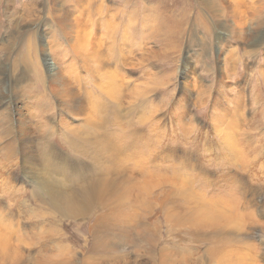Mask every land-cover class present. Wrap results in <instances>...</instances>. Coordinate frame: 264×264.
Returning a JSON list of instances; mask_svg holds the SVG:
<instances>
[{
	"label": "rangeland",
	"instance_id": "374dc122",
	"mask_svg": "<svg viewBox=\"0 0 264 264\" xmlns=\"http://www.w3.org/2000/svg\"><path fill=\"white\" fill-rule=\"evenodd\" d=\"M12 1H15L14 14L11 18L14 20V23L9 26L7 23L9 18H3L6 23H4L2 34L5 32V27H14V32H16L19 27H21L22 30H25V32L29 28H39V23L37 22L48 25L46 27L48 32L51 29L50 26L57 28L56 22L51 19L49 20L48 17V9L53 6V0ZM68 1L69 3L66 7L64 6L66 11L68 10L67 13L73 16H81L80 13H76V10L80 8L79 1V4L77 3V0ZM87 1L90 2V6H93H89L87 10H90L91 12L87 14L86 17L78 16V19H81V21L83 20L82 22L86 21L88 29L93 28L95 32L101 31V35H105L103 36V42L106 43V46L101 54L102 58L105 59L108 57L111 59L112 68H116L120 72L117 73L126 76V82L128 83V90H130V92L136 85L142 87V84H145V86L148 87L146 88V91H148L143 94V96L141 95L142 98H146V100L139 98L140 96H136L137 98L134 97V99H136L137 103H134L135 100L129 96L130 94L128 95V98L125 99L126 102L124 101L123 103V109L127 110L128 113H126L127 117L125 115L123 121L117 118V114L124 111L122 110L121 105L118 104V106L113 102L114 105H112L110 102L108 104L110 107L108 108L107 106L103 114L99 115L100 118V116L108 113V121H106L102 133H105L107 138H114L115 136L123 142L122 154L124 153L128 156L125 167L130 169V171H132L131 173L135 171L133 175L134 177H137L138 180H144L151 175L154 177L164 176L171 178L173 176L176 178V172L179 173L177 178L180 179L190 175L196 184L194 185V190H202L205 199H222L221 201H231L232 198V201L234 200L233 202L236 206L235 212L237 214H247L248 212H251L256 222L252 223L251 226V238L256 247L255 258L258 260L257 264H264V138L262 140V147L255 144L257 143V140L259 141L258 132H261L264 135V120L260 115L257 117L254 115L255 111L258 112L264 108L262 103L256 105V101H264V84H262L263 86L260 85V90H262V92L259 91L260 83H258L259 75L256 73L257 71L254 73L251 72L252 75L250 74L249 82L246 87H238L237 85L239 84V81H236V83L234 82L235 84L232 83L233 81H227V86L224 84L226 89L222 88L221 84L217 85V81L221 80L224 75L226 66L223 65L225 63L221 62V60L218 61L217 59L219 58V49L217 43H215L214 49L209 56L215 63L214 70L210 73L204 71L205 69L202 64H206L204 61L206 55L203 54L199 43L201 38L206 36V32L200 28H198V31L196 30V32H198L197 35H194L191 38L192 41H196L195 43L188 39V36H184L180 45L181 52L179 54L176 53V55H171L172 53H170V51L165 50L166 44H164L160 36L156 34L154 26L159 23V20L166 19L170 10L176 8L183 9L186 12L195 15L196 10L202 3L200 0ZM165 6L168 7V10L166 11L163 10ZM35 9L37 12L34 11ZM97 9H101L103 15L95 16L94 13L97 12ZM3 10L4 7L1 6L0 12L4 15ZM34 14L36 17L33 16ZM88 15H90V17ZM96 17L99 18L97 19ZM109 18L114 20L120 27L114 41H107V32L104 31L107 29L105 28L107 26L105 22H108ZM30 19L33 20L31 25L28 23ZM103 23L105 24L103 25ZM220 28L221 27L218 29ZM58 32L59 33L56 34L58 35L57 38L60 39L63 46L66 45L63 38L65 35L61 34V30ZM222 32L227 34L223 29ZM9 37V34H5L1 40L8 39ZM140 39L142 43L140 42ZM1 43L3 44L2 41ZM142 46L144 47L142 48ZM232 46H234L233 49H241L240 46L235 43H233ZM119 47L121 48L119 49ZM109 48H112V50L109 51ZM148 48H151L152 51L150 49L147 50ZM261 50L264 52L263 46ZM14 51L15 53L10 56L8 63L13 65L12 61L15 60V65L17 67H14L13 77L16 79L22 77L23 71L18 67L20 63L17 59H19L20 53L23 51V53H25V50H23L21 44H19ZM155 51L156 55L153 54ZM137 56L138 58L136 59ZM68 57L69 59L66 61V65L71 58V61L79 60L78 58L73 59L74 56L72 55H69ZM59 58L62 61L61 57H55L56 62L54 61L53 71H59L64 76L66 75L65 77L68 80L70 79L69 82L73 85L74 90L78 93L81 99L89 101L88 94L77 82V76L79 77V74L84 75L85 84H88L90 88H94L92 82L94 77L88 72L86 67L83 68L79 63L77 66L78 74L73 77L66 66L63 69V63L65 64L64 61L63 63L60 60V62L58 61L60 64L62 63V68H60V64L57 62ZM247 60H245L244 63H247ZM249 60L252 62L249 61L250 64L256 68V66L253 65L252 59ZM6 61L4 53L1 52V70L3 69V66L7 65ZM100 62V59L99 61H96L95 66L99 65ZM171 62H173L175 66H171ZM186 62L189 65V68L193 69L196 76L199 78L198 82L200 84L206 87L214 86V84L217 85L216 91L214 89L212 91V96H216L215 93L217 92V94H219L217 97H219L223 106L227 105L225 107H228L229 105L228 101H225L224 99L228 100L229 97L232 98L235 96V92L230 91L228 88L230 85H232L231 88L233 89V84L238 87L239 92L241 91L240 87H242L243 92H245L246 95L248 94L246 96V120H249L248 122H250L251 119H253V122L251 123V126L249 124L250 135L248 132H245L246 135L243 134L241 140L246 144L244 156L248 159V163L246 162L245 166L244 164L242 165L244 168H241L242 166L237 164H232L233 162L229 161L227 157L229 154L225 152L226 150L223 147L222 142H220V139L215 133V123L212 119L213 115L210 109L212 107V102H208V106L206 105V107H200L199 109H197V107H190L189 119H191L194 126V128L192 127L193 129L191 128L192 124L187 118H184L187 121L185 120V123L181 124L182 126L180 125L181 120L179 119V112L181 111H176L178 105L175 106V102H177L182 96L184 90L183 84L187 82V78L183 77V74L185 73L182 71ZM207 62L210 65L212 64L208 59ZM259 62L261 63V61ZM172 67H174L177 72V76L174 78L175 80L172 79V76L170 80L173 81H170L167 85H156L155 82L161 83L162 81H169L168 77L169 75H172L171 73L173 72ZM189 68H187V70ZM241 70H243L242 67ZM150 73H152V75ZM32 81L33 83L29 82L30 88L29 86H26L21 90L23 93H21L22 97H20V101L25 104L24 107L26 108V112L29 113L30 108L39 112L36 113L35 111L36 117L34 118V122L39 126V132H41L40 136L48 134L49 130V135H52L49 136L47 140L40 141V145L38 144L35 150L37 158L41 157L44 159L50 170L57 172L56 175H52V178H49V180L74 189L79 186L78 183L81 184L87 181L88 178L94 177L96 174L101 175L104 169L100 168V165L102 164H100V161L96 160V155L99 157V149L87 143H82L81 140L73 134H71L70 137L65 136H69V133L64 127V122H68L69 126H80V129L89 132L86 127L82 128L87 122V119H76L72 117L67 110L58 108L60 105L57 102V99H55L54 96H51L50 92L44 89V87L35 83L34 76H32ZM152 83L154 86H152ZM79 91L82 93L80 94ZM255 92H258L257 99L254 98ZM95 93L96 92H94V94ZM223 93L226 95L220 97V94L223 95ZM33 96L35 98L39 97V99L41 97V101L37 100L38 98L34 99ZM168 96L171 100L168 99ZM28 97L32 98L29 100ZM34 100H37V102ZM131 100L133 102H130ZM29 101H33L30 102L31 105L34 102L35 103L31 106L30 104H27ZM129 102L131 104H129ZM193 102L199 103L201 100L193 98ZM5 103L6 101L0 102V115L4 110L6 111L7 104ZM52 104L54 106H52ZM153 105L157 107V109L161 106L153 116L155 118L153 120L154 122H148L149 125L147 123L146 125L141 123L139 119L140 114L142 112L149 113L150 109H147L146 107H152ZM146 109L149 111L147 112ZM178 113L179 116H177ZM12 116V126L14 127H12L13 135L9 134L10 136L7 135L1 137L2 140H0V226L6 227L12 232V243L25 260V264H88L89 261H91V264H93L94 261V264H162L161 256L166 253L170 259L174 258L177 262L180 259L182 260L184 256L189 257V261L184 264H217V251L221 247L230 248L232 246L231 242L229 244V242L221 239H206L199 241L198 235L193 228L183 230L180 229V227L174 226L178 230H172L165 216V210L169 207H185L188 202L181 193V185L177 183L176 185L179 187L175 186V183L163 184L153 188L150 186L146 187V193H144L145 191L143 192L141 204H133L130 202V206L126 207L125 204L119 211H112V218L99 227V229H104H101V236L97 233L99 236V239H97L98 243L101 239L108 238L117 241L120 246H124V249L126 250L120 246H108L110 250L107 247H103L101 244L98 246V243L95 244L96 233L93 234L91 228L95 225L96 218H99L97 217L98 215H103V212L104 214L110 213L109 208L106 207L104 210L102 207L96 205L98 208L96 207V210L94 209V211L89 214L64 217L60 212H56V210L48 204L42 203L39 200L40 195H36V193L42 189L45 190L49 181L43 183L39 180L40 177L39 175L37 176V173L32 174L30 169H23V143L19 135L20 132L18 131V118L20 115H18V112H15ZM63 120L65 121L63 122ZM154 125H157V129L151 127ZM185 125H187L192 134L190 131H187L188 129ZM255 128L256 130H253ZM45 130H47V132ZM98 131L99 130H97V132ZM11 140H16L17 144L12 148H17L15 149L17 153L16 163L15 160H12V157L9 159V157H6L3 154L6 145L5 143H10L12 142ZM68 141L76 145L75 150L69 145ZM144 168H147L148 172L144 170ZM170 191L175 194V197L171 196L167 199L166 203L161 205L162 207L159 206L155 208L154 203H163L164 200H166V193H170ZM130 218L133 220L130 221ZM209 233H211V231H209ZM178 234L179 236H177ZM95 246H97V248ZM214 246L215 248L213 249L212 247ZM237 246L235 244L234 247L236 248ZM98 248L100 249L98 250ZM212 254L214 257L213 259L212 256L210 257ZM181 262L183 261H179L180 264H182Z\"/></svg>",
	"mask_w": 264,
	"mask_h": 264
},
{
	"label": "bare ground",
	"instance_id": "6f19581e",
	"mask_svg": "<svg viewBox=\"0 0 264 264\" xmlns=\"http://www.w3.org/2000/svg\"><path fill=\"white\" fill-rule=\"evenodd\" d=\"M78 1L80 3L79 5L80 8L76 10V13H80L81 16L86 17L87 14L91 12L90 10L87 11L90 6V2H88L87 0H77V3ZM200 1H202V3L200 7L196 10L195 15L193 13L191 14L190 12H186L183 9L176 8L174 10H170L168 12L167 18L164 20L163 19L159 20V23L154 26V30L156 34L159 35L163 43L166 44L165 50L170 51V53H172L171 55H176V53L179 54L181 52L180 45L184 36H188V39L191 40L192 36L197 35L198 32H196V30L198 31V28H200L206 32V36H204L203 38L200 37L201 38L200 43L198 41V43L201 46L200 48L202 49L203 54L206 55L204 58L206 64H202V66L205 69L204 71L206 73H210L211 71L214 70L215 63L213 59L210 58L209 56L211 51L214 49L215 43H217L219 49L218 50L219 58L217 59L218 61L221 60V62L225 63L223 65L226 66L224 70V75L221 80L217 81L218 82L217 85L221 84L222 88L226 89L224 87V84L228 83L227 81L229 82L233 81L232 83L234 82L236 83V81H239V84L237 85L238 87L239 86L246 87V85L249 82L251 72L254 73L257 71L256 73L259 75L258 83H260L259 91L262 92V90H260V85L263 86L262 84H264V52L261 50L262 46L264 50V0H200ZM68 3H69L68 0H53V4H52L53 6H51L50 9H48V17L49 20L51 19L52 21L56 22L57 28H54V26L49 25L51 28V29L48 28L50 29L49 32L46 29L48 25L40 24V22H37L39 23L38 24L39 28H35V29L29 28L25 32V30H22V28L19 27L17 28L16 32H14L15 29L14 27H9V28L5 27L4 28L5 32L2 34L4 23H6V21L3 20V18L4 19L9 18L7 21L9 26L10 24L14 23L13 22L14 20H12L11 18L14 14L15 1L0 0V7L1 6L4 7L3 10L4 15L0 12V40L2 37H4L5 34L6 35L9 34L10 36L8 39L1 40L3 44L0 41V53L1 52L4 53V57L7 60L6 61L7 65L3 66L2 70L0 69V102L6 101L5 104H7L6 111L4 110V112L1 113L0 115V140H2L1 137L7 136L9 134L13 135L12 132L14 127L12 126L13 124L12 114L18 112V115H20L18 118V123H19L18 131L20 132L19 135L23 143V155H24L22 158V162H23L22 167H24L23 168L24 170L30 169L32 174L37 173V176L39 175L40 177L39 180L41 182L46 183L49 181L45 190L42 189L41 191L36 193V195H40L39 200L42 203H46L50 207L54 208L56 212H60L64 217L83 216L85 214H89L92 211H94V209L96 210L97 207L96 205H98V207H102L104 210L106 209V207L109 208L110 213L104 214L103 212V215H98L97 217L99 218H96L95 225L91 228V232L93 234L96 233L95 244H97L98 243L97 239H99L97 233H99V235L101 236L102 235L101 229H104V228L99 229V227L112 218L111 215L112 211H116V210L119 211L125 204L126 207L130 206V202H132L133 204H141L143 192L145 191L144 193H146V189H145L146 187L150 186L153 188V187H158L159 185L170 184V183H175V186L179 187L178 185H176L177 183L181 185L180 187L181 193L183 197L188 200V202H187V206L185 207H178V208L169 207L165 210V216L172 230L173 231L178 230L174 226L180 227V229L183 230H187L188 228H193L195 229L196 234L198 235L199 241H203L206 239L209 240L221 239L226 242H229V244L231 242L232 246L230 248L221 247L217 251L218 253L217 264H257L258 260H256L255 258L256 247H255V243L252 241L251 238V230H252L251 226L252 223H256L255 219L251 212H248L247 214H241V213L237 214L235 212L236 206L233 202L234 200L232 201V198L231 201H226V200L221 201L222 199L220 200L205 199L202 190H198V191L194 190V185L196 184L190 175L180 179L177 178L179 176V173L175 171L176 173L175 172L174 173L176 178H174L172 175L171 176L173 178L164 177V176L154 177L153 175H151L146 179L143 178L144 180L142 179L138 180V178L134 177L133 175L135 171L131 173L132 171H130V169L125 167V163L128 160V156H126L124 153L122 154L123 142H121V140L118 137L114 136V138H107L105 133L104 134L102 133V130L106 125V121H108V113L107 114L105 113L106 115L100 116V118L99 115L100 114L102 115L105 109L107 108L108 104L110 102L111 103L113 102L116 103L117 105L120 104L122 110H124L117 114V118L123 121L125 119V115L127 117L126 113H128L127 110L123 109V103L125 99L128 98L129 94H130L129 96H131L133 99L134 97L137 98L136 96L138 97L140 96L139 98H142L143 94H145L148 91V90L146 91V88L148 87H146L145 84H142L143 88L140 85H136L134 89L131 90V92L130 90H128V83L126 82L127 81L126 76L125 75L122 76L121 74H119L120 72L116 68L115 69L112 68L111 59H109L108 57L105 59L102 58L101 54L103 53L104 47L106 46V43L103 42L104 39L103 36L105 35L103 34L101 35V31L95 32L93 28L88 29L87 28L88 24L86 23V21L82 22L83 20L81 21V19H78V16L80 15L73 16L67 13L68 10L66 11L64 6L66 7ZM31 6H35V5H31ZM90 7L93 6L91 5ZM163 10L165 11L168 10V7L165 6ZM34 11H36V9ZM102 13L103 11L101 9H97V12H95L94 15L100 16L103 15ZM33 16L36 17L35 14ZM88 16L90 17V15ZM111 18H109L108 22H105L107 25L105 28L107 29H105L104 31L107 32V34L105 33L107 35L106 36L107 41H114V39H116L115 36L120 30V27ZM32 22L33 20L30 19L28 23L31 25ZM105 23H103V25ZM219 27H221L220 28L221 31L220 29H218ZM222 29L225 32H227V34L223 33ZM46 30L48 33L46 32ZM57 30L58 31L61 30V34L65 35L63 36V38L66 42V45L63 46L60 39L57 38L58 35L56 34L59 33ZM140 42L142 43L141 39ZM195 42L196 41H194V43ZM233 43L239 45L241 49L240 50L238 48L233 49L234 47L232 46ZM19 44H21V47L23 48V50H25V53H23L24 51L20 53L19 59H17L20 63L18 67L22 69L23 73H22V77L15 79V77H13L14 67L15 68L17 67L15 65V60L12 61L14 66L9 64L8 62L10 56L15 53L14 50ZM143 47L144 46H142V48ZM120 48L121 47H119V49ZM149 49L151 50V48H148L147 50ZM111 50L112 48H109V51ZM155 53L156 51L153 52L154 55H156ZM69 55L74 56L73 59L78 58L80 61L79 60L71 61L72 59L71 58L70 59L71 62L69 61V63L66 65V61L69 59L68 57ZM55 57L62 58V61L60 60V58L58 60L56 59L57 62L60 60L63 63L64 61L65 64L63 63L64 65L62 66L63 69L66 66L69 73L73 77L76 76V74H78L77 73L78 63L82 65L83 68L86 67L88 72H90V74L94 77L92 81L94 88H90L88 84H85L84 75L79 74V77L77 76V82L79 83V86H81L82 89L88 94L89 101H84L83 99H81L78 93L74 90L73 85L69 82L70 79L68 80L65 77L66 75L64 76L59 71H53V64L55 61ZM137 58L138 56L136 57V59ZM99 59L101 60V62L99 63V65L95 66V62L99 61ZM207 59L212 63L211 65L207 62ZM249 59H252L253 65L256 66V68H254L250 64L251 61ZM245 60H247L248 62L244 63ZM259 61H261V63ZM1 64L2 63L0 62V66ZM61 64H60V68H62ZM171 64H172L171 66H175L173 62H171ZM241 67L243 68V70H241ZM172 68H173L172 70L173 72L171 73L172 75H169L168 82H164V81H162L161 83L155 82V84L159 86L161 84L164 86L170 83V81L175 80L174 78L177 76V72L174 69V67ZM187 68H189V65L186 62L183 66L182 71L183 73H185L183 74L184 75L183 77L187 78V82L183 84L184 90L182 96L180 97V99L177 100V102H175V106L178 105L176 107V111L177 110L181 111L179 113H180V117L183 119L182 120L179 117V119L181 120L180 125L185 123L186 119L184 118L189 119L190 117L189 109H191L192 107H197V109H199L200 107H206V105L208 106V102H212L211 104L212 107L210 109L213 115L212 119L215 123V133L217 134V137L220 139V142H222V145L226 151L224 149L223 150L229 154L227 157L229 161L233 162L232 164H237L239 166H242L244 164L245 166V163L246 162L248 163L247 157L244 156L246 144H244L241 140L245 132H248L250 135L249 124L251 126V123L253 122V119L251 118H250L251 119L250 122H248L249 120L248 121L246 120V98H247L246 96L248 94L246 95L245 92H243L242 87H240L241 91L239 92L238 87L234 85L235 83L233 84L234 89L231 88L232 85H230L228 88L230 89V91L235 92L234 94L235 96L232 98L229 97L228 100L224 99L225 101H228L229 104L228 107H225L227 105L223 106V104H221L219 97H217L219 95L217 94V92L215 93L216 96L215 95L212 96L213 94L212 91L213 89L216 91L217 85L214 84V86L212 85L213 87L212 86L206 87L200 84L198 82L199 78L196 76L193 69L189 68L187 70ZM150 74L152 75V73ZM32 76L35 77V81H34L35 83H38L41 87H44V89L50 92L51 96H54L55 99H57V102L60 105L58 108L67 110V112L70 113V115H72V117L76 119H80V118L87 119V122L85 123V125L82 126V128L86 127L89 130V132H85L83 131V129H80V126L79 127H74V125L69 126L68 122L65 123L64 122L65 120H63L65 125L64 127L66 131H68L69 133V136L67 135L65 136L70 137L71 134H73L77 136L82 143H87L99 149V157L96 155V160L100 161V164H102L100 165V168L104 169L101 175L96 174L94 177L88 178L87 181L81 184L78 183L77 181L79 186L74 189L72 187L68 188V186L65 185L63 186L57 182H52V180L51 181L49 180V178H52V175H56L57 172L54 170H50L49 166L44 161V159H42L41 157L37 158L35 150L40 141L42 140L45 141L49 138V136L52 135H49V131H50L49 130L48 134H44L40 136L41 132H39V126L34 122V118L36 117L35 111L36 113L38 111L30 108L29 113L26 112V108L24 107L25 104L20 101L21 100L20 97H22L21 93H23L21 92V90L24 87L29 86L30 83H33ZM172 76H173L172 78L173 80H170ZM152 86H154L153 83ZM127 91H129L130 93ZM94 92L96 93L94 94ZM81 93L82 92H80V94ZM224 95L226 94L224 93L223 95L220 94V97ZM257 95L258 92H255L254 98L257 99ZM28 98L30 100V98L32 97H28ZM36 98H38L37 100L41 101L40 100L41 97L40 99L39 97ZM36 98L34 97V99ZM193 98L199 99L201 100V102L199 103L193 102ZM142 99L146 100V98H142ZM168 99L171 100L170 97ZM37 100L34 101L37 102ZM134 100L135 103L136 99ZM15 101H16V106H15ZM30 102L33 101H29V103L27 104H30ZM130 102L133 101L131 100ZM130 102L129 104H131ZM113 103L112 105H114ZM261 103L264 105V101L263 102L256 101V105H259ZM53 104L52 106H54ZM109 107L110 106H108V108ZM160 107H158V109ZM146 108L150 109V111L148 110L149 113L140 112L141 114L139 117L141 123L145 125L146 123L148 124V122L150 123V121H153L155 119L153 116L155 112L158 110L157 107H155L154 105L152 107H146ZM179 113L177 114V116H179ZM254 115L256 117L260 115L261 118L264 120V108L259 110L258 112L255 111ZM189 122L192 124L191 119H189ZM185 126L188 129L186 130L189 132L190 131L189 128L187 127V125ZM151 127L157 129V125ZM192 127L194 128L193 124L191 128ZM97 130L99 131L97 132ZM253 130H256V128ZM45 131L47 132V130ZM188 132L186 133L189 134ZM258 134H259L258 135L259 141L256 138L257 143L255 144L259 145V147H262L263 146L262 140L264 138V135L261 132H258ZM68 143L75 150L76 145L70 143L69 141ZM5 144L6 145L3 154L6 157H9V159L12 157V160H15L16 163L17 153L15 149L17 148L12 149L17 145L16 140H13L10 143L6 142ZM244 166H242L241 168H244ZM144 170L147 171V168L146 169L144 168ZM166 194H167L166 200H164L163 203H154L155 208L166 203L167 199L170 198L171 196L175 197V194L172 193L171 191L170 193H166ZM132 220L133 219L130 218V221ZM209 231H211V233H209ZM11 233L12 232L9 231L6 227L0 226V264H25V260L23 259L21 254L18 252V250L14 247L12 243ZM177 236H179V234ZM99 244L107 248L108 246L109 247L120 246V244L117 241L108 238H105L103 240L101 239V241L98 243V246ZM235 244L236 246L238 245L236 248L234 247ZM95 247L97 248V246ZM120 247H123L124 249V246H120ZM100 248H98V250ZM212 248L214 249L215 246ZM211 256L213 259L214 258L213 254L210 255V257ZM161 258H162V264H180L179 261H183L181 263L184 264L190 259L189 257L184 256L182 260L180 259L177 262L174 260V258L170 259L167 253L163 254ZM89 263L91 264V261H89Z\"/></svg>",
	"mask_w": 264,
	"mask_h": 264
}]
</instances>
